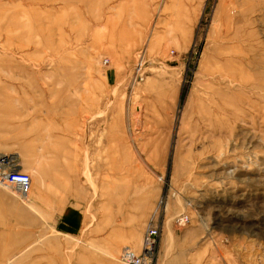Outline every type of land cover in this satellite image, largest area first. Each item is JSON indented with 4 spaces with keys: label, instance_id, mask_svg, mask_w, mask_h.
Listing matches in <instances>:
<instances>
[{
    "label": "rangeland",
    "instance_id": "rangeland-1",
    "mask_svg": "<svg viewBox=\"0 0 264 264\" xmlns=\"http://www.w3.org/2000/svg\"><path fill=\"white\" fill-rule=\"evenodd\" d=\"M3 151L0 264H264V0H0Z\"/></svg>",
    "mask_w": 264,
    "mask_h": 264
},
{
    "label": "built area",
    "instance_id": "built-area-1",
    "mask_svg": "<svg viewBox=\"0 0 264 264\" xmlns=\"http://www.w3.org/2000/svg\"><path fill=\"white\" fill-rule=\"evenodd\" d=\"M0 185L12 188L20 196H25L30 188V177L20 170L17 156L14 152H0ZM179 218L186 220V216ZM157 228L147 225L142 234V245L139 252H134L128 247H122L120 250V259L128 264H149L152 253Z\"/></svg>",
    "mask_w": 264,
    "mask_h": 264
},
{
    "label": "bare ground",
    "instance_id": "bare-ground-1",
    "mask_svg": "<svg viewBox=\"0 0 264 264\" xmlns=\"http://www.w3.org/2000/svg\"><path fill=\"white\" fill-rule=\"evenodd\" d=\"M30 181H31V180H30ZM27 193H28V192H27ZM26 195H27V194H26ZM26 195H25V196H26ZM25 196H23V197H25ZM128 248H130V247H128ZM130 249H131V248H130ZM131 250H133V249H131ZM133 251H134V250H133ZM134 252H135V251H134ZM119 258H120V257H119ZM120 260H121V259H120ZM121 261H122V260H121Z\"/></svg>",
    "mask_w": 264,
    "mask_h": 264
}]
</instances>
